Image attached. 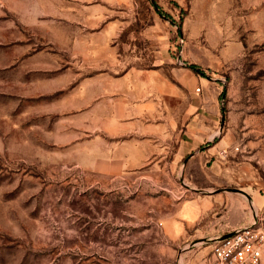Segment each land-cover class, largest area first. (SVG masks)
<instances>
[{
  "label": "rangeland",
  "instance_id": "374dc122",
  "mask_svg": "<svg viewBox=\"0 0 264 264\" xmlns=\"http://www.w3.org/2000/svg\"><path fill=\"white\" fill-rule=\"evenodd\" d=\"M156 2L0 0V264H210L227 213L264 220V0ZM156 56L173 82L200 68L211 150L177 162L166 142L137 170L89 169L133 136L109 131L123 99L87 81ZM199 199L208 222L174 237Z\"/></svg>",
  "mask_w": 264,
  "mask_h": 264
},
{
  "label": "crops",
  "instance_id": "0c3cea01",
  "mask_svg": "<svg viewBox=\"0 0 264 264\" xmlns=\"http://www.w3.org/2000/svg\"><path fill=\"white\" fill-rule=\"evenodd\" d=\"M97 21L122 22L119 19L107 20L105 16ZM106 28L104 31H110L109 26ZM105 36L110 38L109 35ZM155 59L153 67H131L120 76L107 80L92 78L87 81L88 85L99 88L100 92H103L105 86L109 87L108 93H112L117 104L123 99L124 108L117 107L115 112L113 110L112 118L115 121L125 119L127 122L124 126L118 121L114 122L109 125V131L114 135L133 136L124 145L110 149L105 162H98L93 156L86 165L89 169L109 174L137 170L149 160L160 158L166 142L176 146L174 156L177 162L183 159L187 161L197 151H204L206 148L211 150L213 137L217 135L212 126L216 123L218 101H207L206 97L200 95V91L196 89L199 79L192 68L193 72L184 79H180V74L177 73V81L173 82L163 71L164 58L156 56ZM202 83L206 85L205 82ZM205 107L214 109V117L205 113ZM137 135L143 137L137 138ZM212 204L209 199L188 201L179 210V220L172 224L173 228L170 227L174 237H182L187 229L198 232L200 224L208 222L206 216L211 211L209 209ZM227 214L220 221L224 222L221 229L226 231L225 234L212 237L222 238L243 226L241 211L231 213L232 216L230 212ZM204 252L210 255L211 261L209 246Z\"/></svg>",
  "mask_w": 264,
  "mask_h": 264
},
{
  "label": "built area",
  "instance_id": "2783aa9c",
  "mask_svg": "<svg viewBox=\"0 0 264 264\" xmlns=\"http://www.w3.org/2000/svg\"><path fill=\"white\" fill-rule=\"evenodd\" d=\"M205 242L214 246L210 264H263L264 220L258 222L257 219L222 238L211 236Z\"/></svg>",
  "mask_w": 264,
  "mask_h": 264
},
{
  "label": "trees",
  "instance_id": "16d2710c",
  "mask_svg": "<svg viewBox=\"0 0 264 264\" xmlns=\"http://www.w3.org/2000/svg\"><path fill=\"white\" fill-rule=\"evenodd\" d=\"M153 5L158 8L156 0H152ZM190 68H192L194 71L200 70V68L196 64H190Z\"/></svg>",
  "mask_w": 264,
  "mask_h": 264
}]
</instances>
